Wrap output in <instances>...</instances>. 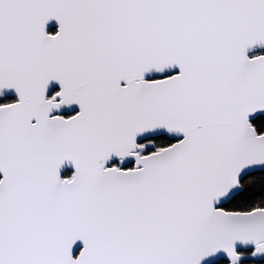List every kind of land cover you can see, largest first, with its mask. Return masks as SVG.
<instances>
[{
	"label": "snow or ice",
	"instance_id": "6c2138e0",
	"mask_svg": "<svg viewBox=\"0 0 264 264\" xmlns=\"http://www.w3.org/2000/svg\"><path fill=\"white\" fill-rule=\"evenodd\" d=\"M257 46L264 0H0V264H256Z\"/></svg>",
	"mask_w": 264,
	"mask_h": 264
},
{
	"label": "water",
	"instance_id": "95a60500",
	"mask_svg": "<svg viewBox=\"0 0 264 264\" xmlns=\"http://www.w3.org/2000/svg\"><path fill=\"white\" fill-rule=\"evenodd\" d=\"M255 48H257L259 50H264V47H261V46H257ZM254 49L250 50V52L253 51ZM55 86L56 85L54 84L52 87H55ZM5 98H15L14 93L11 92V91H5L3 96H0V99H5ZM67 109H68V111H76V110H78V108L76 106H64V107H62V110H67ZM158 136L166 137V135L164 133H160ZM64 171H67V170H62V174H63ZM255 259L256 260H264V257H257Z\"/></svg>",
	"mask_w": 264,
	"mask_h": 264
},
{
	"label": "flooded vegetation",
	"instance_id": "af4514ba",
	"mask_svg": "<svg viewBox=\"0 0 264 264\" xmlns=\"http://www.w3.org/2000/svg\"><path fill=\"white\" fill-rule=\"evenodd\" d=\"M261 52H264V50H259V49H257V48H255L253 51H251L250 52V54H259V53H261ZM57 86H55V87H53V89H55ZM11 99H14V98H5V99H2V100H0L1 102L2 101H6V100H11ZM61 111V113L63 114V115H70V114H72L74 111H68V109L67 110H60ZM77 111V110H76ZM158 137H160V136H158ZM157 137V138H158ZM70 174V171L69 170H67V171H64L63 172V174L62 175H69ZM256 262V264H264V260H259V261H255Z\"/></svg>",
	"mask_w": 264,
	"mask_h": 264
},
{
	"label": "trees",
	"instance_id": "16d2710c",
	"mask_svg": "<svg viewBox=\"0 0 264 264\" xmlns=\"http://www.w3.org/2000/svg\"><path fill=\"white\" fill-rule=\"evenodd\" d=\"M6 101H8V100H6ZM1 102V101H0ZM166 137H164V136H160V137H158V139H165Z\"/></svg>",
	"mask_w": 264,
	"mask_h": 264
}]
</instances>
